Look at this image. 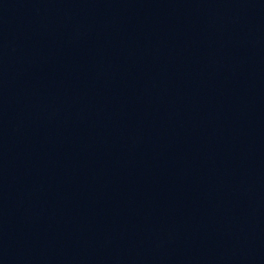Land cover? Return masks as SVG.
<instances>
[{
  "label": "water",
  "instance_id": "95a60500",
  "mask_svg": "<svg viewBox=\"0 0 264 264\" xmlns=\"http://www.w3.org/2000/svg\"><path fill=\"white\" fill-rule=\"evenodd\" d=\"M0 264H264V0H0Z\"/></svg>",
  "mask_w": 264,
  "mask_h": 264
}]
</instances>
